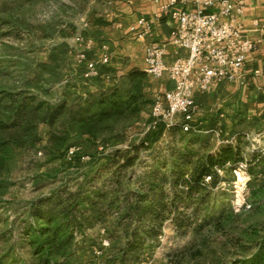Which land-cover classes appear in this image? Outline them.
<instances>
[{
  "label": "rangeland",
  "instance_id": "374dc122",
  "mask_svg": "<svg viewBox=\"0 0 264 264\" xmlns=\"http://www.w3.org/2000/svg\"><path fill=\"white\" fill-rule=\"evenodd\" d=\"M106 8L105 0H0V91L28 90L48 101L66 98L71 105L78 95L65 92L81 79L71 77L68 71L82 65L76 61L73 39L77 35L92 38L83 20L100 16ZM152 110L153 104L144 111L145 117L126 124V130L117 128L114 136L91 141L74 135L71 144L84 156L79 168L46 163L43 147L50 141L48 127L41 131L42 148L16 150L9 172L0 178V255L16 245L8 258L16 264L28 260L19 241L31 204L65 185L74 187L76 179L87 171L83 164L135 146L141 147L135 164L128 168L123 162L120 165L126 182L121 189L125 198L121 207L127 196L149 190L151 175L162 185L172 212L158 239L146 242L140 264H224L253 254L264 240V172L259 167L262 173L253 177L249 165L253 151L264 150V133L250 136V141H239L240 137L230 140L232 133L225 137L221 132L218 137L208 127L199 134L164 128L161 134H146ZM58 128L64 130L63 121ZM259 136L260 140H255ZM238 144L244 161L226 164L205 191L187 197L176 190L174 179L179 172H173L174 158L184 156L180 158L186 164L184 169L187 164L195 168L223 148ZM96 178L103 186H114L110 179L103 182V177ZM118 222L116 215L109 216L106 223L76 233L78 264H121L125 224Z\"/></svg>",
  "mask_w": 264,
  "mask_h": 264
},
{
  "label": "trees",
  "instance_id": "16d2710c",
  "mask_svg": "<svg viewBox=\"0 0 264 264\" xmlns=\"http://www.w3.org/2000/svg\"><path fill=\"white\" fill-rule=\"evenodd\" d=\"M148 82L146 72L131 70L115 79L107 90L77 96L71 105L66 98L48 101L28 90L0 91V178L9 172L16 150L43 147V127H48L50 136L48 145L43 147L46 163L51 165L60 162L79 168L84 157L80 156L81 150L71 160L68 159L70 150L76 148L72 146L71 138L77 135L98 141L106 136H114L117 128L126 130V124L139 119L142 112L154 104L148 95ZM62 121L65 128L61 131L58 126ZM213 130L219 129L214 127ZM171 131L201 133L184 132L181 128ZM162 132L163 128L154 133ZM140 148L135 146L127 152L116 151L106 154L102 160L95 158L83 164L87 171L76 179L74 187L65 185L63 190L50 197L33 202L19 241L22 249L28 253V260L23 264H78L75 258L76 233L104 224L109 216L115 215L120 225L125 224L126 242L120 263L140 264L146 242L158 239L164 223L172 215L162 185L151 175L148 178L149 190L127 196L126 204L121 207L125 199L121 197V189L126 182L121 177L120 165L123 162L125 168L132 167L140 154ZM241 153L240 144L228 146L204 162L200 161L197 167L192 168L191 164L190 168V164H187L185 169V162L180 160L184 156L174 158L173 172H179V176L174 179V187L187 197L196 191H205L214 177L219 176L218 169H225L228 163L244 161ZM252 159L249 173L257 177L262 173L257 170L259 167L264 172V150L253 151ZM97 176L103 177V182L110 179L114 186L108 188L106 184H99ZM208 178L211 181L209 183ZM15 246L11 245L5 250L7 253L0 255V264L17 263L8 258L9 253L15 251ZM224 264H264V240L250 256Z\"/></svg>",
  "mask_w": 264,
  "mask_h": 264
},
{
  "label": "crops",
  "instance_id": "0c3cea01",
  "mask_svg": "<svg viewBox=\"0 0 264 264\" xmlns=\"http://www.w3.org/2000/svg\"><path fill=\"white\" fill-rule=\"evenodd\" d=\"M171 1L105 0L108 8L102 11L100 16L96 15V18L91 16V19L83 20V27L92 34L95 41L94 47L88 53V62H99L104 49L112 56L111 62L106 67L99 66L100 74L97 78L86 79L84 74L87 64L80 63L75 57L82 65H76L68 72L71 77L77 75L81 80L71 84L65 95L96 94L110 88L115 79L121 78L131 70L145 72L146 48L150 43L165 46L167 64L186 58L188 52L173 43V34L177 29L175 12L195 10V0L178 3L171 12H165L163 6ZM231 1L244 4L245 9L239 17V22L243 26L244 36L256 43L257 50L246 60L241 79L235 82H216L207 92H196L195 103L198 110L194 125L202 130L208 127L210 131L215 127L221 130L225 137L232 133L230 140L244 136L243 139L249 141L250 136L264 133V0ZM208 11L215 12L216 9ZM141 18L152 24V32L144 38H139L138 34L130 31L133 26H137ZM109 76L111 80L108 79ZM148 81L147 91L153 101L158 95L174 87L167 76H148ZM142 117H145V112H142Z\"/></svg>",
  "mask_w": 264,
  "mask_h": 264
},
{
  "label": "built area",
  "instance_id": "2783aa9c",
  "mask_svg": "<svg viewBox=\"0 0 264 264\" xmlns=\"http://www.w3.org/2000/svg\"><path fill=\"white\" fill-rule=\"evenodd\" d=\"M188 0H172L163 6L165 12H171L178 3ZM196 9L175 12L177 29L173 34V43L188 52L186 58L177 59L172 64L165 62L166 48L161 44L150 43L146 48V73L149 77L167 76L174 84L173 89L158 95L153 104L150 121L145 125V133H154L164 128L170 131L181 128L184 132H202L194 125L197 105V91L207 92L214 83L229 80L238 81L246 60L256 52L257 45L244 36L243 26L239 22L244 12V4L231 0H195ZM215 8V12L209 9ZM85 28H88L86 24ZM131 33L139 38L152 32V24L141 18ZM141 31V32H140ZM77 45L75 56L80 63L87 64L86 79L97 78L99 66H108L112 56L104 49L99 62H88V53L94 47V39L84 35L74 38ZM111 80V77H108ZM218 137L219 130L210 131ZM256 138L255 140H260ZM250 141V138H249ZM79 151L72 148L68 159ZM223 170L218 169V173ZM210 181V178L207 180Z\"/></svg>",
  "mask_w": 264,
  "mask_h": 264
}]
</instances>
